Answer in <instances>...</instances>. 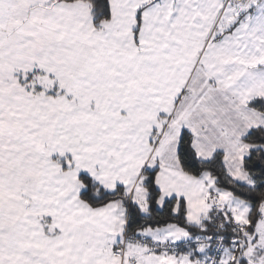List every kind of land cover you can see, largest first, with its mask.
<instances>
[{
	"label": "snow or ice",
	"instance_id": "1",
	"mask_svg": "<svg viewBox=\"0 0 264 264\" xmlns=\"http://www.w3.org/2000/svg\"><path fill=\"white\" fill-rule=\"evenodd\" d=\"M0 264H264V0H0Z\"/></svg>",
	"mask_w": 264,
	"mask_h": 264
}]
</instances>
